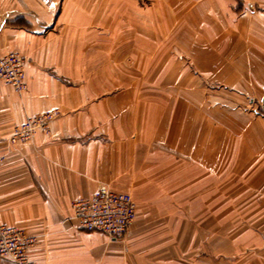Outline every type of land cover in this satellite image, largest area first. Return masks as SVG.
I'll return each instance as SVG.
<instances>
[{"label": "crops", "instance_id": "crops-1", "mask_svg": "<svg viewBox=\"0 0 264 264\" xmlns=\"http://www.w3.org/2000/svg\"><path fill=\"white\" fill-rule=\"evenodd\" d=\"M176 28L188 43L175 55ZM9 52L25 58L27 88L0 80V224L38 237L36 264H264V116L248 108L264 94L261 0H0ZM179 58L214 61L211 117ZM52 110L49 133L8 143ZM102 183L136 201L121 240L70 219Z\"/></svg>", "mask_w": 264, "mask_h": 264}, {"label": "built area", "instance_id": "built-area-1", "mask_svg": "<svg viewBox=\"0 0 264 264\" xmlns=\"http://www.w3.org/2000/svg\"><path fill=\"white\" fill-rule=\"evenodd\" d=\"M264 4V0H261ZM25 58L16 52L0 56V80L13 86L22 94L27 83L25 79ZM248 108L257 115L264 116V94L261 98L251 97ZM60 115L58 110L47 111L30 116L14 127L7 140L10 144L30 141L37 130L50 132V123ZM4 155H0V163ZM70 219L77 222L78 228L85 231H97L110 240L123 239L133 225L137 204L131 193L118 191L108 184L99 185L96 192L88 198H78L71 202ZM38 237L24 229L0 224V258L14 264H36L29 250L36 244Z\"/></svg>", "mask_w": 264, "mask_h": 264}, {"label": "rangeland", "instance_id": "rangeland-1", "mask_svg": "<svg viewBox=\"0 0 264 264\" xmlns=\"http://www.w3.org/2000/svg\"><path fill=\"white\" fill-rule=\"evenodd\" d=\"M138 1L144 7V10H147V9L150 10L153 6H155L158 3L159 0H138ZM147 12L145 13L146 15H148ZM154 14H155V12L153 13V17H154ZM151 15H152V13H151ZM154 21H155L154 24L157 25V21L156 20H154ZM155 27L156 26H154V28ZM160 31H162V30L159 29V28H156V29H154V34L162 36L161 34H159ZM192 32H193V30H192ZM164 37H165V35H164ZM190 37H191L190 38V42L193 43V38H192V36H190ZM170 40H171V44H169L170 45L169 47L170 48L173 47L174 48L173 49L174 52L171 51V50L169 52L170 53L173 52V54L176 55L178 53V50H182L183 44H185V42L188 43V36L187 35L184 36L182 30L180 28H176V29L171 31ZM163 41L167 42L166 38H163ZM214 47H215L214 44H212L211 49H214ZM164 51H166V50H164ZM208 56H214V54H211V55H208ZM223 63L228 64V63H230V61H226L225 60V61H223ZM167 64H168V62L164 61V60L155 61L154 62V73H157L156 70H160L162 68L163 69L166 68ZM174 64H175L174 66L176 68L178 67V69H180L179 67H181V68H186L187 70L190 71L189 72L190 75L188 76V78L185 77V79L187 81L186 83L192 84V85L193 84L202 85L203 87L206 88L207 97H208V114L211 111L212 112L215 111L216 110L215 108L219 104H216L214 102L213 96L216 94L215 93V89L216 88L221 89L220 86H219L220 84L215 82L214 76H210V75H205L204 74V72L206 73L205 69L207 70V69L211 68L214 65V61H212V60L210 61L208 59L194 60L193 61L191 59L183 60L182 58H179V59L175 60ZM182 78L183 77H181V78L177 77L178 80L179 79L181 80ZM154 83H156V84H173L174 82L168 81L166 76H158V75L154 74ZM227 96H230V95L227 94ZM210 101L213 102V105H211L212 103H210ZM235 110H237L239 112H243V113H248L249 112V110H247V108L246 109H235ZM225 111L226 110H223L224 117L227 115V112H225ZM208 117H211L210 114L208 115Z\"/></svg>", "mask_w": 264, "mask_h": 264}]
</instances>
